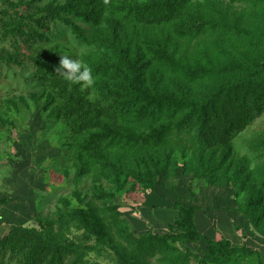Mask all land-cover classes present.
Segmentation results:
<instances>
[{"label":"rangeland","instance_id":"374dc122","mask_svg":"<svg viewBox=\"0 0 264 264\" xmlns=\"http://www.w3.org/2000/svg\"><path fill=\"white\" fill-rule=\"evenodd\" d=\"M163 1L0 0V239L17 227H37L38 220H54L57 229L60 217L88 207L109 225L110 206L119 208L132 233H166L144 214L191 204L198 229L206 226L215 238L229 234L234 244L258 250L264 264V88L223 94L208 137L200 121L181 127L175 119L164 122L170 130L158 146L114 147L96 139L91 147L92 134L104 135L103 124L148 131L149 124L121 113L133 94L125 88L132 76L118 52L139 68L142 88L192 102H201L219 79L233 77L238 57L258 55L237 33L254 26L260 5L189 0L175 25L193 31L199 24L203 31L179 37L170 24L139 20L144 7ZM150 41L189 72L222 73L195 83L166 73L151 60L158 46ZM65 55L93 69L94 87L81 88L59 73ZM139 221L143 228L136 230ZM66 228L70 240L94 245L78 221ZM177 246L202 257V243ZM11 258L2 252L0 264L20 263ZM158 258L144 262L161 264ZM86 260L115 264L107 250ZM191 264L199 263L192 258Z\"/></svg>","mask_w":264,"mask_h":264},{"label":"trees","instance_id":"16d2710c","mask_svg":"<svg viewBox=\"0 0 264 264\" xmlns=\"http://www.w3.org/2000/svg\"><path fill=\"white\" fill-rule=\"evenodd\" d=\"M188 1L164 0L159 4L144 7L139 20L146 23L170 24L179 37L186 36L187 32L198 35L203 31L199 24L195 25L193 31H183L175 25L182 20L183 8ZM246 1L260 5L261 8L256 13L254 26L237 33L238 40L246 39L248 44L250 42V50L258 55L252 59L238 57L231 72L233 77L219 79L208 89L201 102L151 94L142 88L143 79L139 68L135 63L130 62L123 52H118L120 54L118 60L132 76L126 81L125 88L128 93L133 94L129 104L121 106V113L127 115L126 118H132L140 126L149 124L148 131L136 133L131 124L124 126L103 124L104 135L92 134L91 147L96 149L94 143L96 139L100 142H110L114 147H120L127 142L158 146L170 130L165 123L175 119H178L177 125L181 127L192 119L200 121L203 125L202 136L208 137L211 114L215 112V107L221 102L223 94L264 88V0ZM150 42V45L158 46L156 50L151 51V60L156 67L166 73L180 75L194 83L222 73L208 69L189 72L185 65L168 56L161 43ZM126 105H129V108ZM73 112L72 109L65 111V116L69 118ZM261 146L264 147V142H261ZM173 208L177 216L174 217L173 223L167 226V233L156 234L148 230L138 236L129 230L117 206L108 207L109 225L98 216V211L94 207L76 209L65 218L58 219L57 229H55V221L51 219L38 220L37 227L21 226L13 229L0 239V254L9 251V256L15 257L11 260L15 259L20 262L19 264H98L89 263L86 258L92 252L99 254L103 250L112 254L115 264H145L144 260L147 257L155 255L159 256L158 260L161 264H191L192 258H195L199 264H230L239 258L252 257L257 258L258 264H262V255L258 250L245 244L233 245L230 240L223 237L216 240L201 234L194 222L196 207L193 205L175 204ZM70 219L78 221L88 239L94 240V245H85L69 239L66 224L71 221ZM200 243L204 245L200 258L189 250L182 251L177 246L178 244L198 246ZM20 257L23 259L19 261Z\"/></svg>","mask_w":264,"mask_h":264},{"label":"clouds","instance_id":"9594fccd","mask_svg":"<svg viewBox=\"0 0 264 264\" xmlns=\"http://www.w3.org/2000/svg\"><path fill=\"white\" fill-rule=\"evenodd\" d=\"M58 71L68 82L78 84L81 88H92L96 83V77L93 75V69L90 66L67 55L62 56Z\"/></svg>","mask_w":264,"mask_h":264},{"label":"crops","instance_id":"0c3cea01","mask_svg":"<svg viewBox=\"0 0 264 264\" xmlns=\"http://www.w3.org/2000/svg\"><path fill=\"white\" fill-rule=\"evenodd\" d=\"M263 71H264V64H263ZM174 206V205H173ZM173 206H172V208H165V209H162V210H159L158 212H156L155 214H148V215H146L145 216V214H144V219H146V220H149V218L148 217H150V219L151 220H149L150 222H154V223H156L157 225H158V227H162V225H164L163 227L165 228V229H167V226L169 225V224H171V223H173V221H171V220H173L174 219V217L175 216H177V212H176V210L173 208ZM196 215H197V210L195 211V215H194V222L196 221ZM195 224H196V222H195ZM220 224H223V221H221V223ZM220 226V225H219ZM197 227V226H196ZM205 228V230L206 231H202V230H200V229H198L199 230V232H201V234H203V235H205V236H208V237H210V238H213V239H216V240H219L220 238H222V237H219V238H215V237H213V235H210L209 233H208V228L206 227V226H204ZM136 230H137V228H138V230L140 229V228H143L142 226H140V221H139V223H137V225H136ZM167 231V230H166ZM147 232V231H146ZM146 232H138V234H135V235H142V234H144V233H146ZM153 232V231H152ZM153 233H155V232H153ZM167 233V232H166ZM156 234H163V233H156ZM223 238H226V239H228V240H230V242L233 244V245H236V246H238L237 244H234V243H236L235 241H233L232 239H231V236L228 234V235H225L224 233H223ZM242 245V244H241ZM248 246V245H247ZM251 248V247H250ZM253 249V248H252ZM254 250H256V249H254Z\"/></svg>","mask_w":264,"mask_h":264}]
</instances>
